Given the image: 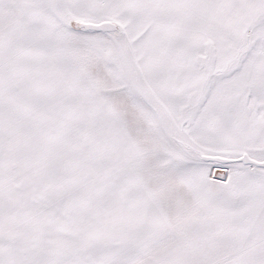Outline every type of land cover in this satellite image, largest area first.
<instances>
[{"label":"snow or ice","instance_id":"1","mask_svg":"<svg viewBox=\"0 0 264 264\" xmlns=\"http://www.w3.org/2000/svg\"><path fill=\"white\" fill-rule=\"evenodd\" d=\"M0 264H264V0H0Z\"/></svg>","mask_w":264,"mask_h":264}]
</instances>
